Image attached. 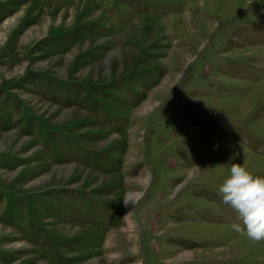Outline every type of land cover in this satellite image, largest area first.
I'll use <instances>...</instances> for the list:
<instances>
[{
    "label": "rangeland",
    "instance_id": "rangeland-1",
    "mask_svg": "<svg viewBox=\"0 0 264 264\" xmlns=\"http://www.w3.org/2000/svg\"><path fill=\"white\" fill-rule=\"evenodd\" d=\"M233 163L264 178V0H0V264H264Z\"/></svg>",
    "mask_w": 264,
    "mask_h": 264
},
{
    "label": "clouds",
    "instance_id": "clouds-1",
    "mask_svg": "<svg viewBox=\"0 0 264 264\" xmlns=\"http://www.w3.org/2000/svg\"><path fill=\"white\" fill-rule=\"evenodd\" d=\"M218 191L223 203L235 209L243 222V228L233 224V229L245 232L254 242L264 240V178L254 177L241 164L233 163Z\"/></svg>",
    "mask_w": 264,
    "mask_h": 264
}]
</instances>
